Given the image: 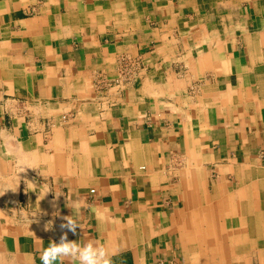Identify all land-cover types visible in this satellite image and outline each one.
Masks as SVG:
<instances>
[{"label": "crops", "instance_id": "crops-1", "mask_svg": "<svg viewBox=\"0 0 264 264\" xmlns=\"http://www.w3.org/2000/svg\"><path fill=\"white\" fill-rule=\"evenodd\" d=\"M65 232L264 264V0H0V264Z\"/></svg>", "mask_w": 264, "mask_h": 264}, {"label": "clouds", "instance_id": "clouds-1", "mask_svg": "<svg viewBox=\"0 0 264 264\" xmlns=\"http://www.w3.org/2000/svg\"><path fill=\"white\" fill-rule=\"evenodd\" d=\"M63 220L65 223L61 224L62 229L75 233L80 227L72 216L63 217ZM52 228V221L45 224V231ZM40 260L41 264H57V262L65 264V261L68 264H111L110 255L105 246L92 242L81 245L76 241H69L67 232L60 237L59 243L53 241L41 251Z\"/></svg>", "mask_w": 264, "mask_h": 264}, {"label": "rangeland", "instance_id": "rangeland-1", "mask_svg": "<svg viewBox=\"0 0 264 264\" xmlns=\"http://www.w3.org/2000/svg\"><path fill=\"white\" fill-rule=\"evenodd\" d=\"M127 62H128V60L127 61H123V63H122V71H121L122 75L126 73V66H127L126 63ZM183 252H184V255H185L186 253H185L184 249L182 250V254H183ZM177 263L178 264H184V257L181 256L180 259H178Z\"/></svg>", "mask_w": 264, "mask_h": 264}, {"label": "bare ground", "instance_id": "bare-ground-1", "mask_svg": "<svg viewBox=\"0 0 264 264\" xmlns=\"http://www.w3.org/2000/svg\"><path fill=\"white\" fill-rule=\"evenodd\" d=\"M120 15H121V14H120ZM211 247H213V245H212ZM256 248H257V247H256ZM263 251H264V250H263ZM192 254H193V253H192ZM192 254H191V255H192ZM189 255H190V254H189ZM194 255H195V254H194ZM196 256H197V255H196ZM197 257H199V255H198ZM197 257H196V258H197ZM193 258H194V257H193ZM191 259H192V258H191ZM193 260H194V259H193ZM195 261H196V260H195ZM261 261H262V260H261ZM263 261H264V260H263ZM191 262H192V261H191ZM194 264H197V262L194 263Z\"/></svg>", "mask_w": 264, "mask_h": 264}, {"label": "built area", "instance_id": "built-area-1", "mask_svg": "<svg viewBox=\"0 0 264 264\" xmlns=\"http://www.w3.org/2000/svg\"><path fill=\"white\" fill-rule=\"evenodd\" d=\"M92 191H94V189H92Z\"/></svg>", "mask_w": 264, "mask_h": 264}]
</instances>
